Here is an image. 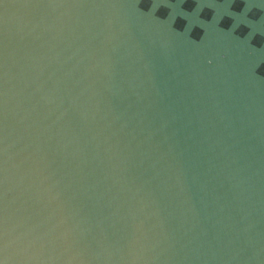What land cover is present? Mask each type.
I'll return each mask as SVG.
<instances>
[{
  "label": "water",
  "instance_id": "obj_1",
  "mask_svg": "<svg viewBox=\"0 0 264 264\" xmlns=\"http://www.w3.org/2000/svg\"><path fill=\"white\" fill-rule=\"evenodd\" d=\"M264 49L135 0H0V264H264Z\"/></svg>",
  "mask_w": 264,
  "mask_h": 264
},
{
  "label": "snow or ice",
  "instance_id": "obj_2",
  "mask_svg": "<svg viewBox=\"0 0 264 264\" xmlns=\"http://www.w3.org/2000/svg\"><path fill=\"white\" fill-rule=\"evenodd\" d=\"M144 12L166 16L177 26H197L213 18L219 25L245 38L253 47L264 49V0H135ZM257 70L264 72V64ZM5 232L0 222V250Z\"/></svg>",
  "mask_w": 264,
  "mask_h": 264
}]
</instances>
